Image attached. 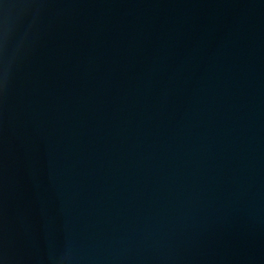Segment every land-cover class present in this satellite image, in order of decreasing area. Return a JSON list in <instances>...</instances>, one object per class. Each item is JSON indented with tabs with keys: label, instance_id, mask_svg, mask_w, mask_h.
I'll return each instance as SVG.
<instances>
[{
	"label": "water",
	"instance_id": "95a60500",
	"mask_svg": "<svg viewBox=\"0 0 264 264\" xmlns=\"http://www.w3.org/2000/svg\"><path fill=\"white\" fill-rule=\"evenodd\" d=\"M198 264H264V89L228 172Z\"/></svg>",
	"mask_w": 264,
	"mask_h": 264
}]
</instances>
